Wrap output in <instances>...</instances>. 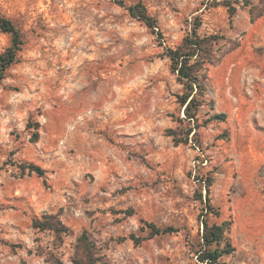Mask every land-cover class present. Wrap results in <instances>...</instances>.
Here are the masks:
<instances>
[{
    "label": "rangeland",
    "instance_id": "rangeland-1",
    "mask_svg": "<svg viewBox=\"0 0 264 264\" xmlns=\"http://www.w3.org/2000/svg\"><path fill=\"white\" fill-rule=\"evenodd\" d=\"M223 1L0 0L23 35L0 80V264H199L203 220L229 221L226 264H264V0ZM194 31L215 41L200 122L228 121L176 145L185 88L166 52ZM51 214L66 228L34 227Z\"/></svg>",
    "mask_w": 264,
    "mask_h": 264
},
{
    "label": "trees",
    "instance_id": "trees-1",
    "mask_svg": "<svg viewBox=\"0 0 264 264\" xmlns=\"http://www.w3.org/2000/svg\"><path fill=\"white\" fill-rule=\"evenodd\" d=\"M237 1V0H236ZM233 0H225L223 4L228 7L231 15L236 11ZM133 17L144 21L154 31L156 30V20L149 15L146 6L142 2L130 5L127 7ZM0 28L2 31L11 34L12 44L3 53L0 54V80L5 76L7 69L15 63L18 59V52L22 48L23 39L20 28L16 25L13 19L10 17L0 16ZM214 45L215 41L212 37H201L197 31H194L189 36H186L183 42L176 48H168L166 55L171 60V70L177 75V79L184 85L185 91L182 94H178V102L181 104L185 117H180L179 122L181 127L178 130L168 129V135L173 137L176 145L189 144L191 140H194V136L198 134V129L208 122H227L228 114L224 111H216L211 114L208 119H205L204 123L200 122V109L207 101L206 95L208 93V77L209 66L214 64ZM214 108V101H212ZM186 122V124H185ZM193 133V137L191 134ZM231 132L228 130L224 139H230ZM35 166V165H33ZM40 175L44 170L41 167H33ZM213 185L212 178L204 182L203 187L206 190V199H204L203 193L200 200L204 202V211L214 212L215 206L211 200V189ZM229 221H225L221 224L214 223L210 225L208 220H203L204 231L202 235L203 246L198 252L199 264H226L223 261V257L226 254L232 253L234 247L231 242H227L225 247H222V243L225 239V235L230 231L228 226ZM34 227L36 228H49L61 231L66 228L61 219L57 215H49L47 219L41 221L38 218L34 219ZM149 228L153 235L166 234L177 231L173 226L160 227L155 223H149ZM83 243L84 257H89V247L87 243ZM78 263V259L75 260ZM84 264V263H80Z\"/></svg>",
    "mask_w": 264,
    "mask_h": 264
},
{
    "label": "crops",
    "instance_id": "crops-1",
    "mask_svg": "<svg viewBox=\"0 0 264 264\" xmlns=\"http://www.w3.org/2000/svg\"><path fill=\"white\" fill-rule=\"evenodd\" d=\"M263 86H264V84H263ZM223 93L226 94V96L224 98L226 101H231L232 102V99L235 98V96H234V94L232 92V87H228L227 89H225L223 91ZM224 112H226V111H224Z\"/></svg>",
    "mask_w": 264,
    "mask_h": 264
}]
</instances>
